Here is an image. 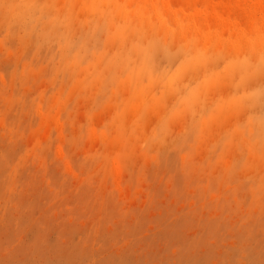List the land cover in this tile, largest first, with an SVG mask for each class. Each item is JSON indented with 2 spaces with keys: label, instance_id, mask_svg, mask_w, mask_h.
Listing matches in <instances>:
<instances>
[{
  "label": "rangeland",
  "instance_id": "374dc122",
  "mask_svg": "<svg viewBox=\"0 0 264 264\" xmlns=\"http://www.w3.org/2000/svg\"><path fill=\"white\" fill-rule=\"evenodd\" d=\"M0 264H264V0H0Z\"/></svg>",
  "mask_w": 264,
  "mask_h": 264
}]
</instances>
